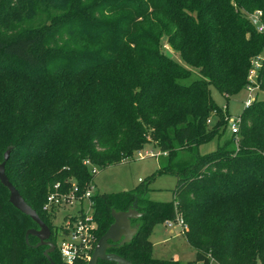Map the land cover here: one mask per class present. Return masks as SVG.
I'll list each match as a JSON object with an SVG mask.
<instances>
[{
    "label": "trees",
    "instance_id": "1",
    "mask_svg": "<svg viewBox=\"0 0 264 264\" xmlns=\"http://www.w3.org/2000/svg\"><path fill=\"white\" fill-rule=\"evenodd\" d=\"M255 12L264 27V0H0V163L10 150L5 174L54 245L48 258L38 238L25 242L38 226L0 183V264H65L42 211L48 193L75 182L81 195L94 179L84 161L105 169L151 143L166 156L154 176L177 179L173 199L152 201L147 186L93 191L95 243L113 211L134 210L135 235L106 250L130 264H179L153 258L149 240L156 224L178 218L195 263L264 264V100L244 108L236 141L198 152L228 126L210 86L229 99L257 67L254 85L264 93ZM165 45L201 79L184 84L191 71ZM180 153L190 161L178 168Z\"/></svg>",
    "mask_w": 264,
    "mask_h": 264
},
{
    "label": "rangeland",
    "instance_id": "2",
    "mask_svg": "<svg viewBox=\"0 0 264 264\" xmlns=\"http://www.w3.org/2000/svg\"><path fill=\"white\" fill-rule=\"evenodd\" d=\"M259 16L257 13L249 15V18ZM165 41V40H164ZM165 43V42H163ZM166 52L172 54V58L177 61L180 65L191 71V76L185 80L183 83L188 85L194 80L201 79L197 71L188 65H186L179 54L167 45L164 46ZM257 70V67H256ZM256 70L250 74L251 84L243 91L239 92L235 96L226 99L221 95L213 86H210V95L216 106L220 109L227 110V122L240 117L244 108L245 101L250 98L253 102L255 99L264 100V93L260 92L258 88L254 85L256 82ZM251 102V104H252ZM250 104V105H251ZM216 118L213 119V121ZM233 136V135H232ZM230 130L227 126L223 136L210 143L201 145L198 149L200 155H204L214 151L218 143L223 144V142L230 138ZM237 140V135L233 136ZM143 158V159H142ZM164 158L160 151L154 145L148 144L141 151L134 154V158L128 162H123L118 165H112L106 167L105 169H100L97 166H92L88 161H84L83 164L89 167V172L92 174V168H95L97 174L94 175L93 183L91 184V191L100 194L106 193H118L122 191H130L137 187L147 186L151 191L148 193V197L152 201L156 202H169L173 199L172 191L175 188L177 179L169 175L154 176L160 165L164 162ZM190 161V156L187 153H180L175 162H177L178 168H181ZM175 166V167H176ZM155 179L153 180L152 178ZM72 184H75L73 182ZM71 184V185H72ZM86 204L87 202H82ZM88 204V203H87ZM85 210L88 211V206H85ZM79 212L78 206H66L59 211L60 220L56 218L53 224L60 226L65 223L63 216L69 214H75ZM173 230V233L170 231ZM149 240L152 244L151 255L155 259L160 260H175L179 264H187L188 262H194L195 260V250L187 243L182 228L178 224H172V226L164 224H156L150 234ZM201 264V263H192ZM209 264H217L213 260Z\"/></svg>",
    "mask_w": 264,
    "mask_h": 264
},
{
    "label": "built area",
    "instance_id": "3",
    "mask_svg": "<svg viewBox=\"0 0 264 264\" xmlns=\"http://www.w3.org/2000/svg\"><path fill=\"white\" fill-rule=\"evenodd\" d=\"M260 15L258 12L255 14ZM252 24L257 27L259 32L264 31V27L259 23V16L252 17L250 19ZM250 98L245 101V107L251 104ZM207 123H210L207 120ZM241 118L237 117L233 120H229L228 127L230 134L236 136L239 132V126ZM93 176L97 174L95 168H92ZM79 188L72 184L63 192L59 184H56L52 191L48 193L46 201L42 207V211L52 216L53 221L60 217L59 211L66 206H78L79 212L75 214H67L63 216L65 223L57 226L56 230V246L60 254L62 261L65 264H73L75 261L82 260L86 263L90 260V257L96 247L95 236L93 234L95 225L92 219V202L90 200L92 196L91 187L83 189L80 195ZM86 201L84 204L82 202ZM85 206H88L89 210H85ZM59 220L61 218H58ZM167 225L172 226L174 222H166ZM182 230L185 228L181 219H177V222Z\"/></svg>",
    "mask_w": 264,
    "mask_h": 264
},
{
    "label": "water",
    "instance_id": "4",
    "mask_svg": "<svg viewBox=\"0 0 264 264\" xmlns=\"http://www.w3.org/2000/svg\"><path fill=\"white\" fill-rule=\"evenodd\" d=\"M167 57L171 58L170 52L165 53ZM10 150H7L3 155V161L0 163V183L9 191V202L18 211L30 217V219L38 226V229H31L25 234V242L28 244V236L32 235L39 239L38 246H48L45 251L46 256L49 258L48 253L54 251V245L48 241L50 237V230L40 220L37 213L32 210L22 199L19 192L9 182L5 174V164L9 158ZM134 210L128 212H112L114 219L113 224L109 227L107 232L98 241L90 260L86 264H96L98 261L113 262L115 264H130L124 258L115 254L107 253L106 250L110 246L109 242L124 244L129 242L136 233V228L131 227L130 219L133 218Z\"/></svg>",
    "mask_w": 264,
    "mask_h": 264
},
{
    "label": "crops",
    "instance_id": "5",
    "mask_svg": "<svg viewBox=\"0 0 264 264\" xmlns=\"http://www.w3.org/2000/svg\"><path fill=\"white\" fill-rule=\"evenodd\" d=\"M142 159H143V158H142ZM170 233H173V230H171Z\"/></svg>",
    "mask_w": 264,
    "mask_h": 264
},
{
    "label": "flooded vegetation",
    "instance_id": "6",
    "mask_svg": "<svg viewBox=\"0 0 264 264\" xmlns=\"http://www.w3.org/2000/svg\"><path fill=\"white\" fill-rule=\"evenodd\" d=\"M49 240V239H48Z\"/></svg>",
    "mask_w": 264,
    "mask_h": 264
}]
</instances>
